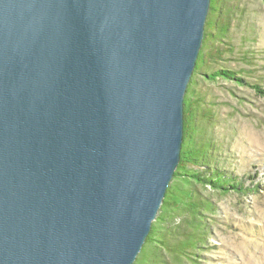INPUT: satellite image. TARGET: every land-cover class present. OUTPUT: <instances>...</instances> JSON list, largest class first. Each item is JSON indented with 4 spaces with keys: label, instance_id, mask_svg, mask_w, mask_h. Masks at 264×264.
<instances>
[{
    "label": "water",
    "instance_id": "95a60500",
    "mask_svg": "<svg viewBox=\"0 0 264 264\" xmlns=\"http://www.w3.org/2000/svg\"><path fill=\"white\" fill-rule=\"evenodd\" d=\"M210 1L0 0V264H133Z\"/></svg>",
    "mask_w": 264,
    "mask_h": 264
},
{
    "label": "rangeland",
    "instance_id": "374dc122",
    "mask_svg": "<svg viewBox=\"0 0 264 264\" xmlns=\"http://www.w3.org/2000/svg\"><path fill=\"white\" fill-rule=\"evenodd\" d=\"M240 8L242 12L236 11L231 23L235 52L221 63L242 67L236 58L251 48L255 51L253 75L264 80V0H240ZM197 80V91L206 94L207 103L212 102V146L207 150L213 151V157L218 154L217 162L228 175L246 186L258 185L254 192L225 195L198 186L214 208L210 216L205 214L204 227L196 223L187 232L201 242L198 264H264V98L231 80L210 82L202 72ZM249 81L254 83V78ZM174 222L184 223L183 219Z\"/></svg>",
    "mask_w": 264,
    "mask_h": 264
},
{
    "label": "trees",
    "instance_id": "16d2710c",
    "mask_svg": "<svg viewBox=\"0 0 264 264\" xmlns=\"http://www.w3.org/2000/svg\"><path fill=\"white\" fill-rule=\"evenodd\" d=\"M236 11H241L240 0H211L204 25V35L196 64L189 80L183 102L184 135L180 159L172 181L166 189L160 213L151 224V229L133 264H198L199 243L196 235L188 236L194 224L202 227L205 214L214 212L213 204L198 192V186L221 192L248 193L256 191L257 183L251 187L228 175L225 168L213 157L209 134L213 118L212 102L206 94L196 89L197 76L214 82L231 80L240 86H248L264 98V80L253 75L254 53L247 48L240 57L244 66L229 68L221 63L235 52L232 43V20ZM250 40V37L247 38ZM233 58V57H232ZM254 78V83L250 82ZM255 176V175H254ZM253 179V176H249ZM198 194V195H197ZM169 216V218H167ZM183 219V225L174 221ZM196 225V227L198 228ZM204 227V224H203ZM204 244V243H203ZM142 260L138 262V260Z\"/></svg>",
    "mask_w": 264,
    "mask_h": 264
}]
</instances>
